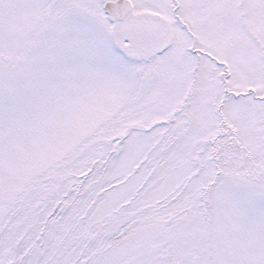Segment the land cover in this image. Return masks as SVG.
<instances>
[{
  "label": "snow or ice",
  "instance_id": "snow-or-ice-1",
  "mask_svg": "<svg viewBox=\"0 0 264 264\" xmlns=\"http://www.w3.org/2000/svg\"><path fill=\"white\" fill-rule=\"evenodd\" d=\"M0 264H264V0H0Z\"/></svg>",
  "mask_w": 264,
  "mask_h": 264
}]
</instances>
